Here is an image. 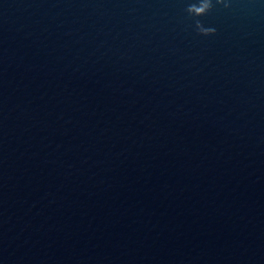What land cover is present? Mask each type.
I'll list each match as a JSON object with an SVG mask.
<instances>
[{
    "label": "water",
    "instance_id": "1",
    "mask_svg": "<svg viewBox=\"0 0 264 264\" xmlns=\"http://www.w3.org/2000/svg\"><path fill=\"white\" fill-rule=\"evenodd\" d=\"M0 0V264H264V0Z\"/></svg>",
    "mask_w": 264,
    "mask_h": 264
},
{
    "label": "clouds",
    "instance_id": "2",
    "mask_svg": "<svg viewBox=\"0 0 264 264\" xmlns=\"http://www.w3.org/2000/svg\"><path fill=\"white\" fill-rule=\"evenodd\" d=\"M251 2L255 3L256 0H251ZM218 5L225 9L230 7L228 0H196L195 3L188 6L186 12L195 21V29L198 34L203 36L215 34V28L206 27L198 18L208 15Z\"/></svg>",
    "mask_w": 264,
    "mask_h": 264
}]
</instances>
